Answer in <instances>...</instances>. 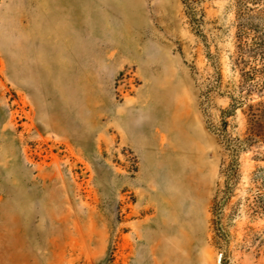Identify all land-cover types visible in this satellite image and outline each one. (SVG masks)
Returning a JSON list of instances; mask_svg holds the SVG:
<instances>
[{"label": "rangeland", "instance_id": "rangeland-1", "mask_svg": "<svg viewBox=\"0 0 264 264\" xmlns=\"http://www.w3.org/2000/svg\"><path fill=\"white\" fill-rule=\"evenodd\" d=\"M239 13L0 0V264H264V47L240 54Z\"/></svg>", "mask_w": 264, "mask_h": 264}, {"label": "trees", "instance_id": "trees-1", "mask_svg": "<svg viewBox=\"0 0 264 264\" xmlns=\"http://www.w3.org/2000/svg\"><path fill=\"white\" fill-rule=\"evenodd\" d=\"M260 1L261 0H238V4L240 6V13H239L240 24H239V34H238L240 54L246 51V48L251 50L252 53L256 54L259 51L261 52L262 48L264 47V30L260 31V28L258 26H254L250 23L247 24L248 20H250L251 18L260 19L264 22V13H262L261 17H257V16L251 17L248 15L249 13L254 12V10L251 9V7H248V4L254 7H257ZM250 34H252V36H249ZM248 38L250 39L249 43L247 41ZM261 54L263 57L264 53L261 52ZM240 59H242L241 56H240ZM256 72L257 71L255 69H252L249 72H245L242 75V81L240 82V85L235 86L233 89L237 92L238 91L242 92L244 89V85L246 86L247 83L253 81V78L255 77ZM219 84H220V78L218 77L217 85ZM248 88L249 87H247V89ZM230 99L232 102L231 108H235L241 105V101L239 100V97H235L232 94L230 96ZM227 113H229V111H227L224 114H227Z\"/></svg>", "mask_w": 264, "mask_h": 264}, {"label": "bare ground", "instance_id": "bare-ground-1", "mask_svg": "<svg viewBox=\"0 0 264 264\" xmlns=\"http://www.w3.org/2000/svg\"><path fill=\"white\" fill-rule=\"evenodd\" d=\"M52 18L56 19V18H57V14H53V15H52ZM166 156L168 157V154H167V153H166ZM174 169H175L174 164L165 165V171L167 172V175H168L170 172L174 171Z\"/></svg>", "mask_w": 264, "mask_h": 264}]
</instances>
